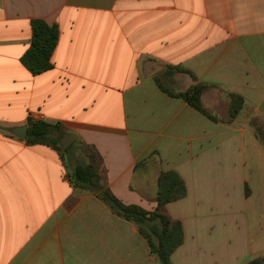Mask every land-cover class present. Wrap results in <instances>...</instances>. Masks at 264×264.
<instances>
[{
    "label": "crops",
    "instance_id": "1",
    "mask_svg": "<svg viewBox=\"0 0 264 264\" xmlns=\"http://www.w3.org/2000/svg\"><path fill=\"white\" fill-rule=\"evenodd\" d=\"M33 19L59 33L52 67L36 75L21 63ZM161 66L185 70L169 78L173 92L207 84V109L216 106L210 93L227 108L235 94L241 110L264 117V0H0V264H151L135 224L75 187L59 150L11 132L40 120L74 134L76 147H91L100 182L148 211L161 172H177L186 186L166 206L190 208L197 181L206 171L217 179L215 165L225 159L220 177L242 194L247 186L249 196L210 212H234V244L263 259L264 151L245 127L215 124L163 92L154 79ZM222 133L231 157L216 159ZM231 253L213 260L227 264ZM204 256L190 255L210 264Z\"/></svg>",
    "mask_w": 264,
    "mask_h": 264
},
{
    "label": "trees",
    "instance_id": "2",
    "mask_svg": "<svg viewBox=\"0 0 264 264\" xmlns=\"http://www.w3.org/2000/svg\"><path fill=\"white\" fill-rule=\"evenodd\" d=\"M58 28L49 25L42 19L31 21V40L28 48L21 56V63L32 74H40L52 67L51 55L57 44ZM180 72L185 70L180 67L165 66ZM158 87L173 97L184 99L191 107L199 111L210 120H215L213 115L203 107L201 95L207 84L199 83L181 92L169 90L158 78L154 77ZM243 105L240 96L230 95V116H235ZM59 123L46 121H30L25 141L28 144H45L63 153L69 149L62 150L59 139L63 135ZM75 143V142H74ZM87 152V162L78 160L65 163L69 167V179L75 187L97 194L117 216L133 222L139 234L145 238L149 245V251L155 255L159 264H172V253L183 242V228L180 221L172 220L165 212V206L186 195V186L180 175L173 171L161 172L158 176V191L156 194V205L152 211H147L136 204H125L121 202L107 187L100 182L98 174L99 157L89 146H82ZM264 261V256H263Z\"/></svg>",
    "mask_w": 264,
    "mask_h": 264
},
{
    "label": "rangeland",
    "instance_id": "3",
    "mask_svg": "<svg viewBox=\"0 0 264 264\" xmlns=\"http://www.w3.org/2000/svg\"><path fill=\"white\" fill-rule=\"evenodd\" d=\"M179 72L180 71L161 66L157 68L155 75L167 86V88H172L173 82L169 80V78ZM218 96L220 95L218 94ZM207 98L209 104H215L216 106L210 110L207 109L203 103L202 105L213 115L215 124L220 123L223 126L228 125L229 127H245L246 138L251 139L252 137L264 151L263 116L256 115L249 110H241V106L236 115L231 117L230 106L228 108L226 107L225 100H216L217 96H213L211 93ZM223 131L224 128L222 132ZM226 136L227 134L225 135L222 133L220 137H215L214 157L216 159L231 157L230 150H232V144L230 145L231 141H228ZM75 144L76 143L73 142L69 149L63 153L65 163H68L69 158L77 154H83L87 159V151L82 147H76ZM79 155L76 157L79 159L78 161L82 160ZM224 160L225 159H222L219 164L216 162L217 164L215 165L214 171L215 176H218L217 179L208 177L209 173L206 171L204 172V176L197 181V193L195 196H190L191 198L194 197V203L190 205V208H188L189 206L187 208H177L171 205L168 207L165 206V212L170 219L180 221L183 228V242L180 247L174 251L172 255V264H198V261L193 262L191 260L190 255L192 253L204 254V258L212 259L208 262L210 264H218L219 262L213 259H215L216 255L225 252H232L231 254L234 256L227 264H242L243 261L250 256L252 261L258 258L253 253L248 254L247 248H243L245 245L240 248V246H236L237 243L234 244V242H237L238 237V229L236 228L235 219H233L236 215L234 212H210L211 210H220V208H227L232 204H237L239 200H241L242 195H244L245 198L249 196V188L247 186H245V191L242 194L240 187L238 188L236 186V182L220 177L227 169ZM158 169L157 167L156 170L158 171ZM148 199L152 200L154 197ZM195 216L198 217V222L200 216H205L198 226L193 225L191 221ZM231 239L232 244H226V242L231 241ZM135 261L136 264H148L146 259ZM150 261L151 264H159L156 256L152 254ZM243 264H250V261H245Z\"/></svg>",
    "mask_w": 264,
    "mask_h": 264
},
{
    "label": "water",
    "instance_id": "4",
    "mask_svg": "<svg viewBox=\"0 0 264 264\" xmlns=\"http://www.w3.org/2000/svg\"><path fill=\"white\" fill-rule=\"evenodd\" d=\"M11 132L14 135L24 139L27 133V126L26 125L16 126L12 128ZM74 139H75L74 134L63 133V135L59 139L62 150L66 149ZM250 264H263V259L261 257H258L255 260H253Z\"/></svg>",
    "mask_w": 264,
    "mask_h": 264
}]
</instances>
